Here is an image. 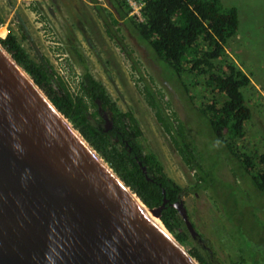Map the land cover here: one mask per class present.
<instances>
[{
	"label": "trees",
	"instance_id": "1",
	"mask_svg": "<svg viewBox=\"0 0 264 264\" xmlns=\"http://www.w3.org/2000/svg\"><path fill=\"white\" fill-rule=\"evenodd\" d=\"M105 1L116 14L110 11L111 21L130 24L137 36L172 68L188 97L182 74L189 79L202 76L218 94L196 105L209 133L205 152L185 124L174 113L166 112L146 88L157 121L170 136L181 161L194 173L191 186L177 184L165 172L157 154L145 150L134 113L118 107L103 83L88 70L84 69L77 90L72 92L47 55L38 51L31 56L17 33L8 30L0 43L142 202L154 207L167 198L160 211L161 221L184 246H192L191 233L173 203L184 195L196 196L199 191L210 190V197L221 210L220 215L211 217L215 221L210 223L212 235L202 233L192 213L187 212L198 233L194 238L204 253L195 247L188 252L199 264H264V151L252 153L237 144L245 136L244 124L252 114L243 92L250 78L234 60L225 57L226 45L239 26L237 7L223 6L221 0H139L144 16L139 21L130 15L126 0ZM97 9L100 11V6ZM16 17L23 31L21 37L30 38L24 20L18 14ZM102 18L108 35H113L112 23ZM0 34L4 36L5 30L1 29ZM214 153H218L217 163L211 159ZM220 161L223 166L230 164L234 179L219 177ZM246 198L251 202L244 204ZM219 220L223 221L222 231L217 228ZM216 245L221 247L222 255L214 251Z\"/></svg>",
	"mask_w": 264,
	"mask_h": 264
},
{
	"label": "water",
	"instance_id": "2",
	"mask_svg": "<svg viewBox=\"0 0 264 264\" xmlns=\"http://www.w3.org/2000/svg\"><path fill=\"white\" fill-rule=\"evenodd\" d=\"M135 195L0 43V264H199Z\"/></svg>",
	"mask_w": 264,
	"mask_h": 264
},
{
	"label": "rangeland",
	"instance_id": "3",
	"mask_svg": "<svg viewBox=\"0 0 264 264\" xmlns=\"http://www.w3.org/2000/svg\"><path fill=\"white\" fill-rule=\"evenodd\" d=\"M96 1L100 11L88 0H0V30H5V35L0 34V39L6 36L8 30H12L18 34L31 56L38 51L47 55L72 92L77 90L84 69L88 70L103 83L118 107L134 113L142 130L141 140L145 150L157 154L165 172L177 184L191 186L195 180L194 173L181 161L170 136L157 121L154 108L147 100L146 88L165 106L166 112L174 113L185 124L198 147L205 152L210 140L209 133L206 120L201 117L196 105L205 104L218 94L205 84L202 76L189 79L182 74L191 96L188 97L167 62L161 60L154 49L137 36L130 24L112 22L109 13L114 11L105 0ZM221 2L223 6H236L239 17L237 32L226 45L225 57L234 60L250 78L243 92L252 114L244 124L245 136L237 144L252 153L263 152L264 0ZM129 6L130 15L143 21L142 13L132 11V6ZM16 14L24 20L30 38L21 37L23 31L19 28ZM102 16L112 23L113 35H108ZM212 156V161L216 160L217 163L218 153ZM219 164V177L223 180L234 179L230 164L223 166L221 161ZM250 200L246 198L243 203H250ZM181 202L186 213H192L198 229L207 236L212 235L210 223L215 222L212 216L220 215L221 210L210 197V190L199 191L196 196L184 195ZM216 222L218 230L222 231L223 221ZM190 238L192 246H184L185 250L195 247L204 253L199 241L192 235ZM213 248L218 255H222L221 247L216 245Z\"/></svg>",
	"mask_w": 264,
	"mask_h": 264
},
{
	"label": "bare ground",
	"instance_id": "4",
	"mask_svg": "<svg viewBox=\"0 0 264 264\" xmlns=\"http://www.w3.org/2000/svg\"><path fill=\"white\" fill-rule=\"evenodd\" d=\"M135 197L137 198V200L140 202L141 205H143L145 207L146 212L148 213V215L151 217V219L156 222L159 226H161L162 228H165V225L163 224V222L161 221V218L158 214H156L155 212H153L151 209L146 208V206L144 205V203L135 195Z\"/></svg>",
	"mask_w": 264,
	"mask_h": 264
},
{
	"label": "built area",
	"instance_id": "5",
	"mask_svg": "<svg viewBox=\"0 0 264 264\" xmlns=\"http://www.w3.org/2000/svg\"><path fill=\"white\" fill-rule=\"evenodd\" d=\"M128 4L132 6V11L140 14L141 13V6H142V1L139 0H126Z\"/></svg>",
	"mask_w": 264,
	"mask_h": 264
}]
</instances>
